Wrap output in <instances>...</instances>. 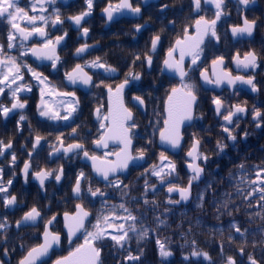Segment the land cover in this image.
<instances>
[{"label":"flooded vegetation","instance_id":"af4514ba","mask_svg":"<svg viewBox=\"0 0 264 264\" xmlns=\"http://www.w3.org/2000/svg\"><path fill=\"white\" fill-rule=\"evenodd\" d=\"M121 2L122 0H93L91 14L82 20L80 26H77L70 17L87 10L85 0H55L54 3L44 4L46 11L43 13L39 11V6H37V11H30L32 0H19V6L28 10L29 15L49 17L47 25H43L39 21L36 25L43 27L47 35L46 37L31 36L28 39L29 42L25 43L17 34V39L14 41L15 47L11 50L19 54L26 52L27 54L22 56L20 66H30V62L35 64V70L48 78L54 91L49 95L48 87L40 84L30 73V82L33 83L31 90H34L38 99L35 107L31 104L33 97L30 100L26 94L27 90H25L17 94L21 102L26 101L25 108L13 110L7 117L0 115V140L5 144L9 142L12 144V148L0 156L2 157L0 168L3 169V184L6 186L7 181L12 180L8 192L0 193V223L7 225L6 228L0 229V264H19V261L32 247L43 242L44 226L52 217H55L56 220L51 231L61 234V244L59 249H53L50 257L41 264H53L56 259L68 255L69 251L84 243L83 234L72 244L68 243L67 236L64 235L62 203L65 193L62 184L64 183L65 167L76 165L75 172H78L82 168H77V162H80L84 151H87L90 156L111 160V156L118 151V148L98 152L93 149L96 140H93L91 129H80L75 133L66 130L69 123L74 120L75 112L68 120L49 119L47 116H41L37 107L46 103L49 108L63 116L66 114L70 102L77 100L78 104L72 105L77 109L80 95L86 93L80 88L82 85L79 82L68 85L65 75L67 72H71L77 64L81 65L84 71L94 78V84L87 95L92 93L98 74L106 79L107 84L104 89L109 87L115 89L124 83L127 77L130 86L125 94V99L130 101L132 108L142 113L140 107L134 103V97L144 99L149 95L166 94L161 127L165 121V102L172 89H177L180 86L182 88L184 83L194 85L198 100L195 118L193 124L185 129V141L189 147L184 155L178 156L182 159L184 171L179 173L175 170L169 174L167 188L172 185L188 186L189 180L194 174L187 171V165L192 163L191 159H188L187 153L199 141L198 165L203 169V177L198 183H195L196 180L192 181L190 198L186 200V206L179 208L184 209L188 217H191L192 212H205L206 210L249 211V218L246 214L243 217L235 216L236 219L240 218L248 226L264 225V200L260 198L261 195H264V192H261V189L264 188V0H249L246 6L239 0H223L222 15L217 21L215 29L217 36L207 35L204 45L199 50V59L195 65L191 63L192 58L185 60L187 57L185 55L183 68L187 76L182 81L175 77V75H180L179 72L168 69L163 61L168 58V52L175 47L177 40L183 41L186 36L194 34L193 27L197 20H200L201 17L209 21L215 18L217 11L215 3L201 0L200 8L197 9L193 0H129L133 7L141 9L140 13L136 14L129 9H121L114 11L113 19L109 21L104 9L109 4L115 7ZM57 11L63 22L53 25L52 20L55 19ZM245 18L249 21H256L252 35L233 36L232 27H242ZM0 23L9 34L11 26L8 21L0 19ZM17 23L24 28L32 27L24 20H18ZM137 25L141 26L139 31L136 30ZM83 28L89 29L86 36L82 31ZM156 35L160 36V40L153 51L151 41ZM58 36H64V39L60 41V45L54 53L59 57L55 69L51 66V60L39 59V62L30 60L31 51L29 49L42 48L46 39H51L55 44ZM85 44L89 46L87 48L89 50L82 57L77 58L76 49ZM102 48L108 51L107 58L109 60L111 59L110 51H119L118 64L123 72V77L120 70L111 65L116 69L115 72H105L103 68L91 67V63L97 58L94 52L98 49L102 50ZM249 52H254L257 56L256 67L238 66L236 58L239 57L243 60ZM137 56L139 59H136ZM147 56L152 58L150 65L147 62ZM220 57H223V64L214 65L213 61ZM173 60L179 62L180 54H175ZM25 71L27 70H21L23 80L26 77ZM125 72L128 75H125ZM201 73L207 75L210 80L222 78L226 73L232 77L243 76L245 79L251 77L257 91H252L250 85L239 81L231 85L223 79L219 85L207 83ZM137 74L139 79H134L133 76ZM145 75L151 76V80L144 82ZM42 89L44 90L43 101L41 98ZM57 93H74L75 95L62 96ZM9 94L12 97L11 91ZM214 98H219L222 101L219 114L213 103ZM8 101L12 103L13 97L12 101ZM60 102H66V104L61 105ZM0 104L4 105L3 100H0ZM237 105L244 107L246 111L233 116V122L229 124L223 117L229 111H235ZM257 109L262 115L260 118L254 119V111ZM107 111L106 107L105 113ZM33 113L37 114L40 121H34L36 117L33 116ZM21 115L26 117L24 121H20ZM46 120L48 123H45ZM258 124L259 126H257ZM225 127L230 129L232 135L236 137L235 140L228 138L229 134L224 131ZM36 136H40L42 139L33 148ZM61 140L64 147L69 144H82L83 150H78L71 156L64 153L53 158L54 149L61 145ZM217 142L226 145L223 151L218 148ZM13 153L16 156L14 162L12 160ZM164 155L168 157L165 165L170 162L175 164L176 168L178 159L170 154ZM204 157L207 159L205 160ZM25 163L30 164L27 177L23 171ZM241 165H243L242 168ZM61 168L63 169V179L59 183L55 176L59 174ZM164 168L169 170L167 166ZM41 170L52 173L45 179L43 187L35 177V173ZM138 173L141 174L142 171ZM257 173L260 174V179L257 178ZM114 179V181L112 180L114 184H121L123 180L121 176ZM84 186L87 188L84 191L81 187L79 196L73 192V196L77 200L74 211L77 204H82L92 213L89 224H95L97 217L93 216L92 211L105 212L106 208L103 201H99L102 196L99 194L92 196L88 188L91 187L94 191L96 188L101 190L102 187H92L86 184ZM5 195H15L16 204L6 207L3 202ZM168 197V205L180 200L178 195ZM106 198L109 197L105 196ZM33 207L40 211L41 216L35 222H22L18 227L16 222L21 221L24 214ZM252 212H257L254 217ZM196 215L194 213L195 217ZM112 220L111 218L110 221ZM119 221L120 225L124 224L122 219ZM234 225L238 227L236 220H234ZM111 227H107V231L112 235L122 234L118 231L119 227L117 229ZM87 228L89 230V227ZM111 242L115 241L109 236L104 239L103 245L101 243L97 246L107 248ZM249 263L250 261L247 262V264Z\"/></svg>","mask_w":264,"mask_h":264},{"label":"snow or ice","instance_id":"6c2138e0","mask_svg":"<svg viewBox=\"0 0 264 264\" xmlns=\"http://www.w3.org/2000/svg\"><path fill=\"white\" fill-rule=\"evenodd\" d=\"M55 0H32V4L30 7V11H37V6H39V11L43 13L46 11L44 8V4L46 3H54ZM209 3H215V7L217 9L215 13V18L211 21L205 20L203 17H201L200 20L196 21L197 26V32L199 34V40L196 44V48H199V45L203 43V38L206 35H211L213 37H216V24L217 21L220 20L222 15V4L223 0H207ZM239 2L243 5H248L249 0H239ZM85 3L87 5V10L75 15L73 17H70V19L75 23V25L80 26L82 20H84L85 17L91 14V10L93 8V0H85ZM193 3L197 9L200 8L201 0H193ZM121 9H129L131 12L139 14L141 9L139 7H133L132 4L129 2V0H122V2L113 7L111 4H109L108 7L104 9V12L107 15V19L111 21L113 19V12L114 11H120ZM0 19H5L8 21V23L11 26V30L8 34V43L7 48L12 49L15 47L14 41L17 39V34L19 38H21L22 41L28 40L29 37L38 35L40 37H46L47 33L44 31L43 27H37V22H42L43 25H47L49 22V17H46L44 15H29V11L25 10V8H22L19 6V0H0ZM18 20H24L27 21L29 25H32L31 28H24L21 27L19 23H17ZM63 21L60 19V15L57 11V14L55 16V19L52 20L53 25L60 24ZM256 21H249L245 18L244 25L242 27L234 26L232 27V35H243L247 34L249 36L252 35V32L254 30ZM141 28L140 25L136 26V30L139 31ZM84 35L86 36L89 32L88 28L82 29ZM66 35V33H65ZM64 39V36H58L56 37L55 44H59L61 40ZM218 39V37H217ZM160 40V36L156 35L152 41V50L155 51L157 47V43ZM55 44H53L51 39H46L44 44L42 45V48H31L29 51L36 56L38 59H47L52 61V68H56V63L59 60V57L56 56L55 53ZM184 44V41L177 40L176 45L180 48V60L179 62L174 61L173 54L176 51V48H172L168 52V58L163 61L164 65L173 71H177L180 74V77L182 80L187 76V73L184 71L182 65L184 61L185 55H191L192 56V65H195L197 62V59H199V51H185L184 47H181V45ZM89 46L87 44L81 46L80 48L76 49L77 55L84 53ZM44 49H47L48 51H44ZM52 53V54H49ZM27 53H21V55H26ZM136 59H139V56L136 57ZM148 64L150 65L152 62L151 56L146 57ZM256 60L257 56L254 52H249L245 55L244 59L241 60L239 57L236 58V63L238 66H243L244 68L249 67H256ZM217 63L223 64V57L218 58L217 60L213 61V64L216 65ZM27 70L32 74V77L36 79L40 84L45 85L48 87L49 95L52 94L54 91L53 86L50 85L48 82V78L46 76H43L42 73H37L35 70H33L30 67H27ZM91 67L94 68H103L105 72H115L116 69L111 67L110 65H106L105 63L100 62V58L97 57L96 60H94L91 63ZM0 69H6V71L0 73V94H3L5 92V88H8L11 91V95L13 97V102L11 103V107H6L2 104H0V115H3L4 117H7L10 112L16 109H24L26 106V101L21 102L18 93L22 91H31L30 88L27 87L25 84H17V81H22L23 76L21 74V66L17 61V58L7 55L4 45L0 44ZM67 80L71 84H76L77 82L88 86L93 85L92 77L89 76L85 71L84 68L77 64L71 72H67L66 74ZM131 75V74H130ZM203 79L207 83H215L216 85H219L223 80H226L228 84H235L237 81L248 84L252 87V91H257L256 85L254 83L253 78L249 77L245 79L243 76H236L232 77L230 74H225L222 78H217L215 80H210L207 75L204 73H201ZM134 79H139V75H134ZM103 83V82H101ZM128 83V78H125V81L123 84L119 85L116 88V97L117 102L119 105V109L117 112V116L113 118V128L109 129V132L111 135H108L107 137L101 136V138L95 143L97 146L103 144L104 147H107V140L108 139H118L122 144H124V149L121 150V153H117V162L110 164L107 168H96V171L100 173L103 176V179L108 181L110 185L113 187H119V183L112 184V181L109 180V173H115L117 170H123L128 167V164L130 161H133L138 158H143V151L140 152L139 157H133L129 152L128 149L131 146V138L129 135V131L131 128L135 127L134 123L128 124L127 127H125L126 121H132L133 117L130 111H128L126 108L123 107V101L120 94L122 93L125 85ZM16 84L15 88H12V85ZM96 87H99L100 85H94ZM183 91L181 92L182 99L184 100V104L182 107L183 115L180 118V121H177L174 119L173 113L177 110L176 106H170L169 108V119L165 120V127L160 132V139L162 142L170 144L173 148H176L181 143V135L179 132V123L182 120L185 119H192V110L197 104V95L195 93L194 85L184 83L182 85ZM109 93H112V88H108ZM178 89L173 88L172 89V95L169 96V100L171 101L174 96L177 95ZM58 95L62 96H74V93H57ZM43 95L44 90H41V98L43 101ZM137 101H139L141 104L143 103V100H141L140 97H135ZM213 103L216 105V111L219 114L221 112L222 108V101L219 98H214ZM78 101L73 100L70 102V106L66 111V114L61 116L59 112L53 111L51 108L48 107L46 103H43V106L38 105V111L41 116H47L49 119H63L68 120L69 117L74 113L77 109L75 106L77 105ZM246 109L244 107H241L239 105L235 106V111H229L227 115H224V120L227 121L229 124L233 122V116H235L237 113H243ZM99 112V110H97ZM110 115H112V109H109ZM261 112L257 109L254 111V119L261 117ZM26 117L24 115L20 116V121H24ZM105 119H108V117H105ZM259 126V124L257 125ZM104 127V125H102ZM76 129H73V133H75ZM224 131L228 133V138L231 140H235L236 137L232 135L230 129L228 127L224 128ZM42 137L36 136L35 143L33 144V148H35L41 141ZM59 139V138H58ZM61 148L63 149L64 153L67 154L69 152H73L74 150H83L82 144H69L67 147L63 146V141H60ZM199 144V141H197L193 145V149L187 153L189 157L193 158V161H195L198 157L194 155V153L197 150V145ZM218 148H220L221 151L226 147V145L221 144L220 142H217ZM12 148L11 142L5 144L4 141L0 140V156H3L8 149ZM61 148H55L54 151L59 152L61 151ZM123 154V158H121ZM31 155V153H29ZM84 156L88 157V152L84 151ZM93 161H96L98 158L95 156L90 157ZM206 160L207 157H204ZM12 160L13 162L16 160V156L13 153L12 154ZM168 160V157L164 155V153H161V164L159 166H154L152 169L151 174L157 177L161 176V173L163 172V168L165 166L168 167L169 172L165 173V175H169L172 172L175 171V164L168 163L165 165V161ZM30 167L29 163L24 164V175L27 177L28 175V169ZM95 167V165H94ZM157 167L159 170H157ZM188 167L192 170L194 175L190 178L188 186L187 187H178L176 185H172L168 188V192L172 193L174 191H178L180 194V197L182 200H187L190 195V188L192 185V181L196 180L200 177L201 173L203 172V169L194 163H189ZM241 168L243 165L240 166ZM63 173V169H60L59 174H56L55 179L59 181L61 179V175ZM52 175L50 171H38L35 173V177L39 180L41 187H43L45 179ZM84 176L83 173L80 174V176L76 180V184L73 188V192L79 196L81 193V178ZM3 169L0 168V193H7L8 187L12 185V180L9 179L7 181V185L5 186L3 184ZM257 178L260 179V174L257 173ZM255 183V181H253ZM88 191L91 193L92 196H97L99 194L100 196H104L105 193L102 192L99 188H96L94 191L91 187L88 188ZM261 192H264V188L261 189ZM262 200H264V195H261L260 197ZM4 205L10 206L14 205L17 202V198L15 195H5L3 197ZM147 203V201H145ZM119 207L123 209L125 212L128 213L127 217H124V219H129L132 221H135L137 217L133 216L131 212L125 207L124 204H120ZM41 216L40 211L37 210L36 207L31 208L30 211L26 212L24 216L22 217L21 221H17V226L19 227L22 222H35L38 217ZM90 216V213L88 211H85L84 208L77 204L76 205V212L73 215H69L68 213L64 214L65 219V228L67 229V240L69 244L73 243V238L77 236L78 233H83L84 235V243L76 246L74 249L69 251L67 256H62L58 259H56L53 264H101L100 256H101V248L98 247V244H101L106 237L111 236V239L115 241L116 245L123 247L124 243L127 242L126 238L128 237V231H136V228L134 225H130L128 230H124V226L120 225L119 230L122 232V234L112 235L107 231V227L111 226L110 220L111 218L107 215L104 216H97L96 223L92 224V230L89 231L87 228V223H90L88 220ZM56 218L52 217L50 220L47 221V223L44 226V232H43V242L38 244L35 247H32L27 254L19 261V264H37L38 261H41L43 257L49 256L50 252L56 247L61 244V234L59 232H54L50 230L51 225L54 224ZM103 225V226H102ZM6 223H0V229L6 228ZM237 232H240V229L236 228ZM148 230L145 229L144 231L140 232V236L144 237L147 236ZM159 245L160 255L162 257H168L172 255L170 251L165 250V245L161 243L159 240L157 241ZM241 251H243L241 249ZM193 256H199L202 255L206 259L208 258V253L206 252H196L193 251ZM129 260H138L139 257L132 256L131 254L128 256ZM187 259V257H185ZM250 264H258V262L253 258L249 257ZM227 264H235V260L232 257H228Z\"/></svg>","mask_w":264,"mask_h":264},{"label":"trees","instance_id":"16d2710c","mask_svg":"<svg viewBox=\"0 0 264 264\" xmlns=\"http://www.w3.org/2000/svg\"><path fill=\"white\" fill-rule=\"evenodd\" d=\"M7 41V30L0 24V44L4 45L6 53ZM94 53L101 62L108 63L120 70L123 77V72L118 64V50L110 51V60L107 58L108 51H105L104 48ZM31 65L35 66L32 62ZM126 74L128 75L125 72ZM150 80L151 76H144V82ZM28 81L26 80V82ZM106 84V79L98 74L95 85L100 86H94L90 95H80V106L76 113L78 124H71L68 130L88 128L93 131V140L100 137L102 128L99 123L93 121V110L99 108L105 113L104 86ZM28 96L30 99L33 97L32 105L34 106L37 100L34 90L30 91ZM165 97L166 94H156L144 98L146 114L132 108L130 101L126 100L127 106L135 114L133 121L135 127L131 128L135 140L134 152L138 154L143 151L147 156V162L141 168H132L130 173L123 178L119 187H113L109 182L103 185L98 184L87 166L77 163V168L82 169L75 172L76 165L69 167L65 165V177L62 184L65 193L62 203L63 213L74 211L77 200L73 196V188L77 178L83 173L81 183L84 191L87 188L84 186L86 184L92 187H102L101 191L105 193L99 199L105 205V212L92 211L93 216L107 214L113 219L111 224H121L119 219H122L125 231L130 225H134L136 228L134 232L128 231L127 242L124 243L123 247L111 242L109 247L101 248V264H226L228 257H232L235 264H246L250 256L264 264V225L259 227L248 226L238 218L246 216V214L249 218V211L206 210L205 212H192L191 217H188L184 209L169 208L166 205L164 189L168 181V175L165 173L168 172L163 171L161 173L163 179L151 174L153 167L160 165L161 153L167 154L157 146V134L161 129L163 120L162 110ZM188 147L186 141L182 155ZM177 159L176 170L180 173L184 171L183 163L182 159L178 157ZM139 170L142 171L141 174L138 173ZM157 170H159L158 167ZM112 184L114 183L112 182ZM105 196L109 198L105 199ZM120 204H124L137 219L135 221L124 219L128 213L119 207ZM194 213L197 214L196 217ZM252 213L254 217L257 212ZM235 216H238L237 219ZM234 220L237 221L240 232L236 231L237 227L234 225ZM88 227L91 231L92 224H89ZM145 229L148 230V234L141 237L139 234ZM158 240L165 245V250L170 251L172 255L168 257L160 255ZM241 249L244 253L243 259L238 255ZM193 251L206 252L208 258L206 259L202 255L193 256ZM130 254L139 257V259L129 260Z\"/></svg>","mask_w":264,"mask_h":264},{"label":"water","instance_id":"95a60500","mask_svg":"<svg viewBox=\"0 0 264 264\" xmlns=\"http://www.w3.org/2000/svg\"><path fill=\"white\" fill-rule=\"evenodd\" d=\"M193 29H194V34L193 35H188V36H186L185 37V39L183 40L184 41V44L183 45H181V47H184V49H185V51H189V50H191V51H199L200 50V48L204 45V43H205V41H206V38H207V35L206 36H204V38H203V43H201L200 45H199V48L197 49L196 48V44H197V42H198V40H199V34H198V32H197V26H196V24H195V26L193 27ZM26 42H29V40H27ZM58 45L57 44H55V50H57L58 49ZM174 48H176V51L174 52V54H173V57H174V55L175 54H180V48L179 47H177V45H175V47ZM44 51H48L47 49H44ZM87 52V50L84 52V53H86ZM84 53H81V54H79V55H77L76 54V57L77 58H80V57H82V55L84 54ZM30 57H31V59L32 60H34V61H40L36 56H34L32 53L30 54ZM192 58V56L191 55H187V57H185V60H189V59H191ZM173 59V58H172ZM182 67H183V65H182ZM184 69V68H183ZM86 72V71H85ZM87 73V72H86ZM88 74V73H87ZM89 75V74H88ZM90 76V75H89ZM175 77L178 79V80H180V81H182V79H181V77H180V75H175ZM203 78V77H202ZM92 81L94 82V80H93V78H92ZM67 84L69 85L70 84V82L68 81L67 82ZM81 84V83H80ZM123 84V83H122ZM121 85V84H120ZM91 86L92 85H88V86H85V85H83L82 84V88L81 89H83V91L84 92H88L89 91V89L91 88ZM129 86H130V84L129 83H127L126 85H125V87H124V89H123V91H122V93L120 94V96L122 97V101H123V107L124 108H126L128 111H130L127 107H126V104H125V93H126V91H127V89L129 88ZM81 87V86H80ZM118 87V86H117ZM116 87V88H117ZM214 88H215V85L213 86ZM116 88L115 89H112L113 91H112V93L110 94L109 93V91H108V88L106 89V94H107V104H108V127H107V129L105 130V133H104V135L103 136H105V137H107L108 135H111V133L109 132V129L110 128H113L114 127V125H113V118L114 117H116L117 116V112H118V109H119V105H118V102H117V97H116ZM178 90H180V91H178V93H177V95L176 96H174L173 97V99L170 101L169 100V97L167 98V100H166V102H165V120H167V119H169V108H170V106H173V105H175L176 106V111L173 113V116H174V119L175 120H177V121H180V118H181V116L183 115V111L181 110L182 109V107H183V104H184V100L182 99V96H181V92L183 91V89L181 88V86L180 87H178L177 88ZM170 95H172V92H171V94ZM169 95V96H170ZM142 100V99H141ZM134 102L142 109V110H144V102L141 104L139 101H137L135 98H134ZM197 105V104H196ZM196 105H195V107H196ZM195 107L193 108V110H192V119H190V120H188V119H185V120H182L180 123H179V132H180V135H181V137H182V139H181V143H180V145L178 146V147H176V148H173L170 144H167V143H164V142H162L161 141V139H160V134H159V138H158V145H159V147L160 148H162V149H164V150H166V151H168V152H170V153H172V154H179L180 152H181V150H182V147H183V144H184V135H183V131H184V129L186 128V127H189V126H191L192 125V123H193V119H194V113H195ZM112 109V115H110V113H109V109ZM131 112V111H130ZM131 114H132V112H131ZM94 115H95V119H97V117H98V115H99V112H97V110L95 111V113H94ZM132 117H133V119H134V115L132 114ZM133 119H132V121H133ZM132 121H126L125 122V127H127L128 126V124L129 123H131ZM164 127H165V123H164ZM164 129V128H163ZM162 129V130H163ZM131 130L129 131V135H130V138H131ZM107 147H104L103 146V144H101V145H99V146H97V144L95 143L94 145H93V148L95 149V150H97V151H105V150H108L109 148H111V147H119L120 148V150L117 152V153H121V150L122 149H124V144H122L121 142H120V140H118V139H108L107 140ZM133 146H134V141L132 140V138H131V146H130V148L128 149V152L133 156ZM58 148H61V145L58 147ZM193 149V148H192ZM191 149V150H192ZM190 150V151H191ZM78 150H74L73 152H69V153H67L66 155L67 156H71L72 154H74L75 152H77ZM116 153V154H117ZM198 153H199V145H197V150H196V152L194 153V155L195 156H197L198 157ZM61 154H64V151H63V149L61 148V151H59V152H54L53 154H52V157L54 158V157H57V156H59V155H61ZM116 154H114L113 156H112V160L111 161H108V160H102V159H100V158H98L96 161H93L91 158H90V156L88 155V157H85L84 156V154H83V156H82V158H81V162L82 163H84V164H86V165H88L89 167H90V169H91V171H92V173L97 177V179H99L100 181H106V180H104L103 179V176L100 174V173H98L97 171H96V168L97 167H99V168H107L110 164H113V163H115V162H117V156H116ZM133 157H135V156H133ZM137 157H139V156H137ZM187 157H188V159H191L192 161H193V158L192 157H189L188 155H187ZM2 157H0V159H1ZM121 158H123V154H122V156H121ZM145 161H146V157L143 155V158H138V159H135V160H133V161H130L129 162V164H128V167L127 168H125V169H123V170H117L115 173H109V179H111V178H114V177H116V176H118V175H126L127 173H128V171H129V169L132 167V166H141V165H143L144 163H145ZM193 163L194 164H196V165H198V158L195 160V161H193ZM94 165H95V167H94ZM187 169H188V171L191 173V174H194L193 172H192V170L187 166ZM202 177H203V173H201V175H200V177L196 180V183H198L201 179H202ZM62 179H63V174L61 175V179L58 181L59 183L62 181ZM167 193L168 194H171V195H179V197H180V194H179V192L178 191H174V192H172V193H169L168 192V190H167ZM189 198H190V195H189ZM181 204H186V200H182L181 199V197H180V202H178V203H176V204H174L175 206H179V205H181ZM82 206V205H81ZM83 207V206H82ZM84 208V207H83ZM85 210V209H84ZM86 211V210H85ZM75 212H76V209H75ZM74 212V213H75ZM73 213V214H74ZM73 214H69L70 216L71 215H73ZM62 218H63V228H64V231H65V233H66V236H67V229L65 228V219H64V215L62 216ZM91 218V214H90V216H89V218H88V220ZM25 223H27V222H25ZM50 227V230H51V227H52V225L51 226H49ZM82 233H78L77 234V236L79 237L80 235H81ZM77 238L76 237H74L73 238V242L76 240ZM60 246V245H59ZM59 246H56L54 249H59ZM53 251V250H52ZM51 251V252H52ZM51 252H50V254H51ZM50 254H49V256H47V257H43L42 259H41V261H38L37 262V264H41L43 261H45L48 257H50ZM242 254V253H241Z\"/></svg>","mask_w":264,"mask_h":264},{"label":"rangeland","instance_id":"374dc122","mask_svg":"<svg viewBox=\"0 0 264 264\" xmlns=\"http://www.w3.org/2000/svg\"><path fill=\"white\" fill-rule=\"evenodd\" d=\"M4 71V69H0V73H2ZM5 71H6V69H5ZM61 103V105H64V104H66V102H60Z\"/></svg>","mask_w":264,"mask_h":264}]
</instances>
